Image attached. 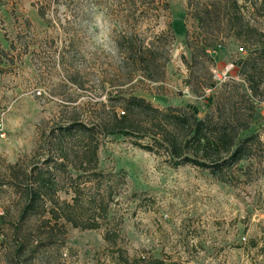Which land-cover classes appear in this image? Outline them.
Segmentation results:
<instances>
[{
	"label": "rangeland",
	"instance_id": "374dc122",
	"mask_svg": "<svg viewBox=\"0 0 264 264\" xmlns=\"http://www.w3.org/2000/svg\"><path fill=\"white\" fill-rule=\"evenodd\" d=\"M263 57L264 0H0V264H264ZM131 96L261 145L223 180L173 167L108 134Z\"/></svg>",
	"mask_w": 264,
	"mask_h": 264
},
{
	"label": "trees",
	"instance_id": "16d2710c",
	"mask_svg": "<svg viewBox=\"0 0 264 264\" xmlns=\"http://www.w3.org/2000/svg\"><path fill=\"white\" fill-rule=\"evenodd\" d=\"M207 48L203 50L206 52ZM126 102L127 112H123L109 126L108 134L144 140L150 138L147 145L140 147L148 152L165 153L173 167L192 165L208 170L223 180L228 171L251 159L253 150L261 145L259 129L252 131L251 123L239 124L241 126L237 128L236 123L224 119L221 113L199 119L193 111L179 108L162 111L135 96ZM236 118L239 122V117ZM41 198L40 192L33 191L24 215L36 214ZM66 219L79 226L76 220L67 215ZM84 228L98 227L85 225ZM151 264L165 263L156 261Z\"/></svg>",
	"mask_w": 264,
	"mask_h": 264
},
{
	"label": "clouds",
	"instance_id": "9594fccd",
	"mask_svg": "<svg viewBox=\"0 0 264 264\" xmlns=\"http://www.w3.org/2000/svg\"><path fill=\"white\" fill-rule=\"evenodd\" d=\"M105 16V13L101 10H95L90 12V21L88 23V31L93 32L97 37L100 35V29H99V25L102 23V17ZM95 22V24L97 25L96 28L92 27V22ZM104 23H110L108 21H103ZM110 30V28H109ZM97 43H100V41L97 39ZM109 45L111 47H115V43L112 41H109V44L105 45V49L108 50L109 49Z\"/></svg>",
	"mask_w": 264,
	"mask_h": 264
},
{
	"label": "built area",
	"instance_id": "2783aa9c",
	"mask_svg": "<svg viewBox=\"0 0 264 264\" xmlns=\"http://www.w3.org/2000/svg\"><path fill=\"white\" fill-rule=\"evenodd\" d=\"M240 52H244V49L240 48ZM234 68H235L234 65H231L230 67H228L224 75L226 76V74L230 73ZM216 78L221 79L219 75H216Z\"/></svg>",
	"mask_w": 264,
	"mask_h": 264
}]
</instances>
